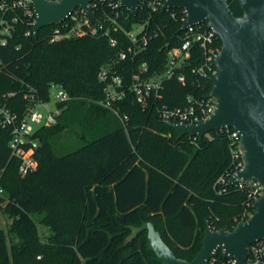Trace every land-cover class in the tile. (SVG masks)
<instances>
[{"label": "trees", "instance_id": "obj_1", "mask_svg": "<svg viewBox=\"0 0 264 264\" xmlns=\"http://www.w3.org/2000/svg\"><path fill=\"white\" fill-rule=\"evenodd\" d=\"M228 4L234 15L242 14L237 0ZM124 11L123 28L58 39L54 25L42 27L37 36L25 35L31 28L20 8L5 13L12 28L4 34L0 26V39H6L0 41V101L22 116L34 101L49 99L51 84L71 99L59 104L64 108L55 124L33 133L37 168L25 175L11 152L9 130L0 127V204L8 200L1 211L14 237L8 244L0 219V264H160L145 231L125 242L128 225L142 221L153 222L176 256L190 260L201 247L207 221L213 229L231 230L247 207L253 212L246 206L247 186L218 182L232 166L225 130L177 138L155 105L142 106L127 88L142 64L147 76L165 68L168 50L181 43L182 9L149 12L139 4L136 14ZM138 23H144L138 35L145 33L148 41L133 53L124 30ZM216 42L221 46L219 37ZM120 51H126L125 60L118 58ZM201 59L192 48L190 67ZM190 67L179 69L183 83L164 81L159 104L183 106L189 94L207 96L213 85L209 76H196ZM102 68L123 76L125 95L112 108L98 103L106 84L98 78ZM74 125L80 127V144L55 153L54 136ZM36 216L49 231L43 237ZM216 256L222 258L220 249Z\"/></svg>", "mask_w": 264, "mask_h": 264}, {"label": "water", "instance_id": "obj_2", "mask_svg": "<svg viewBox=\"0 0 264 264\" xmlns=\"http://www.w3.org/2000/svg\"><path fill=\"white\" fill-rule=\"evenodd\" d=\"M90 1L32 0L33 35L37 36L42 27L60 24L77 7L101 25ZM141 1L120 0V4L136 14ZM237 1L242 9L239 16L234 15L228 0H164L162 10L183 9L185 21L180 30L190 24L205 23L219 37L221 48L215 56L217 72L209 77L213 85L207 97L214 99L213 111L195 123L162 122L176 132L177 138L202 137L221 128L235 129L240 135L238 146L243 164L228 183L256 179L262 191L252 204L253 212L231 230L213 229L207 221L201 247L190 260L176 256L153 222L128 225L130 232L125 242L145 231L147 247L160 264H207L219 249L224 257L245 264L248 246L264 239V0Z\"/></svg>", "mask_w": 264, "mask_h": 264}, {"label": "built area", "instance_id": "obj_3", "mask_svg": "<svg viewBox=\"0 0 264 264\" xmlns=\"http://www.w3.org/2000/svg\"><path fill=\"white\" fill-rule=\"evenodd\" d=\"M59 1V0H51ZM164 0H142L140 4L149 12L162 10ZM90 8L95 12H99L96 16L100 20L98 25L81 7L75 8L70 15L58 25H54L53 39L78 36L85 33H96L99 28L103 29L107 34L110 28H123L120 23V17H125L124 8L120 4V0H91ZM20 8L23 18L31 29H27L24 34L33 33L32 25L35 21V11L32 6V0H1L0 1V26L4 30L2 33L10 34L12 24L5 19V13L8 9ZM182 12L184 13L183 9ZM174 16L175 13L172 12ZM185 15V13H184ZM16 16L12 18V22H16ZM144 23L133 24L129 30H124L128 37L133 53L141 50L147 44L148 38L146 34L138 35L143 28ZM181 43L178 46L168 50L165 68L154 74L147 76V67L142 64L137 70L132 71L128 90L133 94L137 102L142 106L151 105L156 108L158 117L161 121L167 120L171 122L195 123L204 120L214 109L215 102L210 97H198L189 94L186 97V104L183 106H169L167 104H159L161 92L165 89L164 81L175 78L178 82L185 81V74L180 72L182 67H190L188 61L191 56L192 48H196L202 57L199 64L190 67V72L196 76H214L217 72L215 64V56L219 53L221 46L217 44V34L205 23H195L187 25L181 30ZM5 37L0 39L1 43H5ZM111 46L116 45V40L110 37ZM126 51H120L118 58L125 60ZM188 64V65H186ZM98 78L104 81V97L98 101L105 107H111L112 103L120 100L125 95L123 88V76L116 71L108 72L102 68L98 73ZM69 93L58 84H51L48 100H36L25 110L22 116L12 110L5 103L0 101V127L8 129L10 132L9 145L13 155L20 159L19 173L25 175L37 168V160L34 156V150L37 147V139L32 138L36 129L42 126L55 124L57 118L61 115L66 101L70 100ZM113 111L118 114L116 109ZM123 117H126L125 115ZM225 130L228 137L229 151L232 158V166L228 172L222 175L218 182L220 185H227L228 179L243 164L241 152L238 146L240 135L233 128H221ZM209 134V133H208ZM196 138V136H189ZM237 188L248 187L246 206H251L255 199L261 194L262 187L256 179L249 180L248 183L241 181L235 182ZM223 186L219 192H221ZM2 189L0 188V193ZM5 201L1 202L3 205ZM253 208V207H252ZM251 213L247 207L237 220H244ZM217 253V252H216ZM207 264H239L238 260L231 257L218 258L213 255ZM245 264H264V239L257 240L248 246V254Z\"/></svg>", "mask_w": 264, "mask_h": 264}, {"label": "rangeland", "instance_id": "obj_4", "mask_svg": "<svg viewBox=\"0 0 264 264\" xmlns=\"http://www.w3.org/2000/svg\"><path fill=\"white\" fill-rule=\"evenodd\" d=\"M4 31L3 29L1 30ZM80 132V127L78 125H74L71 128H65L61 130L57 135L53 138V151L58 154H63L67 152L69 149H72L80 144V141L78 140L77 134ZM210 134V133H209ZM8 203V200L5 199V203L3 205H0V219H1V226L5 231L6 239L8 244L11 243L12 240H14V237H12V234L8 231V225H7V218H5V215L1 211L3 207ZM39 216L35 217V220L37 221V227L38 232L41 237L48 234V229L40 224L38 222Z\"/></svg>", "mask_w": 264, "mask_h": 264}]
</instances>
